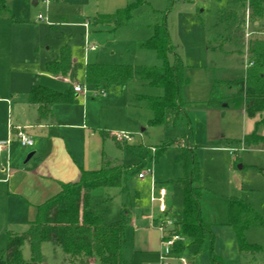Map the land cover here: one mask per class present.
Segmentation results:
<instances>
[{"label":"rangeland","instance_id":"rangeland-1","mask_svg":"<svg viewBox=\"0 0 264 264\" xmlns=\"http://www.w3.org/2000/svg\"><path fill=\"white\" fill-rule=\"evenodd\" d=\"M136 1L41 0L34 4L33 1L7 0L9 12L0 20V133L8 129L9 134L10 129V134L5 139L0 135V140L10 141V145L13 139L19 142L15 130L23 128L14 127L12 132V110L3 99L8 98L14 104L17 100L25 99L33 82L43 84L50 79L56 81L47 74L44 63L57 58L60 49L67 43L83 67L94 63L162 66L157 53L141 48V44L154 35L156 13L169 11L168 28L176 47L175 53L186 66L189 80L183 89L184 100L190 104L187 119L176 126H151L149 121L153 115L144 98L160 95L162 90L146 87L145 82L136 79L126 86L107 88V97L100 99L97 96L99 89L86 82L84 70L79 71L77 79L87 88L83 98L94 106L96 119L109 128H123V132L134 137V141L121 142L122 147H119L112 138L116 130H108L111 135L103 149L106 162L112 166L135 168L142 160L150 162L147 157L152 155V147L172 140L183 141L182 145L185 146L191 144L198 155L205 186L202 218L205 223L213 221L220 227L214 233L216 256L224 264H264V229H253L246 234L249 244L262 248V252L254 256L256 261L250 263L252 255L240 253L234 230L222 225L225 220L228 221L226 197L243 199L264 217V151H242V145L233 147L238 150L234 154L227 150H211L205 141V130L201 129L204 125L201 122L205 123L210 113L201 99L207 98L205 102L210 99L214 82L245 78L247 43L256 38L264 39V21L259 28L258 25L255 27L249 4L242 3L240 9L234 12L232 10L236 5L232 0H176L174 5L170 0H146L147 4L136 10L133 19L123 27H116L114 21L95 24L96 20H100L98 18L115 15ZM261 2L264 4V0ZM232 12L237 15V21L229 18ZM9 14L18 21L8 19ZM92 46L96 48L95 51L88 50ZM175 57L174 53L169 57L171 63H174ZM56 82L62 88L68 86ZM10 94L13 95L10 97ZM229 101L228 108L220 110L219 117L221 121L227 118L225 125L229 124L232 131H239V116L235 115L238 112L241 114L244 102L242 99ZM231 112H235L234 115ZM258 119H248L242 133L255 125ZM190 130L192 141L187 144L184 138ZM260 134H264V127L260 128ZM22 150L27 161L32 151ZM181 154L182 148L174 145L152 165L153 176L148 175L141 180L138 174L130 175L123 187L101 188L93 192V207L102 215L105 224L118 222L123 208L130 211L132 224L125 230L122 264L162 263L160 225L171 219L165 220V215L158 212V203H152V191L158 192L166 182L163 184L169 189L166 204L177 220H181L183 190L175 183L184 175ZM0 160L5 167L6 156L0 155ZM150 166H145L143 170ZM3 176L0 174V178ZM5 193L6 186L0 184V256L7 247L8 232L25 233L29 228L28 222L37 215L31 217V213L20 209L16 200L12 208L6 207L2 198L6 196ZM209 250V241L197 254L193 248H189L182 257H176L172 249L166 257V264H182L181 258L188 264H211ZM22 253L25 262L30 264L32 253L28 242L23 246ZM42 264L79 263L71 262L59 245L48 242L42 246Z\"/></svg>","mask_w":264,"mask_h":264},{"label":"trees","instance_id":"trees-1","mask_svg":"<svg viewBox=\"0 0 264 264\" xmlns=\"http://www.w3.org/2000/svg\"><path fill=\"white\" fill-rule=\"evenodd\" d=\"M30 2L32 0H24ZM41 1V0H38ZM176 0H170L174 5ZM191 2L192 0H187ZM236 3H248L251 19L258 22V28L264 21V5L260 0H234ZM146 0H137L120 9L110 17H100L104 21H114L116 27L127 25L134 17V13ZM1 16L8 12L7 0H0ZM168 13L157 12L154 22V35L141 44V48L157 53L162 66L137 65H105L89 64L86 66V82L106 90L111 86H126L137 79L145 82L150 88L162 90L157 96H147L144 99L152 112L151 126L178 125L187 119V106L183 97V89L189 80L186 66L176 54L168 28ZM10 19L16 21L12 15ZM17 22V21H16ZM256 27V25H255ZM262 27V26H261ZM176 56L174 63L169 57ZM248 62L253 65L247 67L246 76L241 80L216 82L210 99L206 102L208 108L223 110L227 108L224 91H234V99H242L248 118L259 117L253 133L246 135L243 140H221L239 145L243 144L247 150L264 149V135L260 128L264 127V39H253L248 44ZM47 73L55 77L71 75L76 78L82 69L80 64L73 61L69 44L60 49L57 59L45 64ZM102 87V88H101ZM32 105L39 106L40 117L47 120L53 116L54 107L77 102L76 93L71 88L66 92H57L43 86L33 87L29 92ZM115 139V137H113ZM184 140L187 144L192 141L190 130ZM119 147L122 143L116 140ZM177 140L163 143L155 147V163L161 155L174 145ZM150 157V158H149ZM147 159L151 162L152 155ZM181 161L184 175L175 183L183 190L184 206L181 220H176L170 235L182 238L175 243L173 254L182 257L189 248L197 254L202 246L209 241L211 264H224V261L214 252V232L211 225L202 218V196L205 188L202 185V171L198 155L193 146L182 147ZM147 164V160L135 167L124 168L106 164L97 171H82L78 182L63 186L62 191L55 197L38 206L36 218L29 223L28 230L23 234L8 232L7 247L0 256V264H28L23 259L22 249L28 242L31 247L32 259L30 264H42V246L52 242L59 245L66 256L73 263L79 264H122V247L125 240V230L131 225L130 211L125 208L121 218L112 225H107L101 214L93 207V192L101 188H120L129 176L137 175ZM228 225L233 228L241 254L252 256L262 252L258 245L249 244L246 233L250 229H264V217L243 199L233 197L228 202Z\"/></svg>","mask_w":264,"mask_h":264},{"label":"crops","instance_id":"crops-1","mask_svg":"<svg viewBox=\"0 0 264 264\" xmlns=\"http://www.w3.org/2000/svg\"><path fill=\"white\" fill-rule=\"evenodd\" d=\"M24 2L30 3L31 1L30 2L24 1ZM39 2L40 1L37 0V4ZM232 2L236 5L234 10L232 11L235 12L238 9H240L239 5H241L242 3H236L234 0H232ZM2 18L3 17L1 16V11H0V20ZM229 18L231 19V21L238 20L237 15L234 14L233 12L231 13V15H229ZM8 19H10V17H8ZM100 22L102 21L96 20L95 24H99ZM258 24H259L258 22L255 23L256 26ZM247 51H248V43H247ZM59 55H60V51H59ZM72 57L74 63L81 65V63L77 60V58L74 57L73 51H72ZM55 59L53 58L51 60L46 61L44 63V68L46 63L53 61ZM94 64H99V63H94ZM88 65L89 64H87L86 66ZM86 66L84 67L82 66L81 69L84 70L83 73L85 79H86ZM47 74L50 75L49 73ZM78 75L76 76L75 79L72 78L71 75L65 77H55L50 75L53 78V80L68 84L66 88H62L63 86L60 83H57L56 81H52L50 79V81H46L43 84L33 82V84H31L30 90L36 86H43L57 92H61V93L66 92L71 88H74V85L76 84H83L81 83V81L77 79ZM215 83L216 82H214V85ZM144 86L149 87L146 83ZM98 89L99 91L101 90L100 88ZM30 90H28V92L26 93L25 99L23 98L24 100L19 101L17 100L18 98H16L17 101H15L14 104H12L11 100H9L8 98L3 99L4 101L8 102L10 111L12 110V117L10 119L12 123L11 127L12 128L23 127L22 129H24L25 133L33 138L35 145L32 148H26L23 147L20 144V142L17 141V139H13L11 141L12 142L11 145L9 147L7 146L8 148L0 147V155L6 156L5 167L3 165V162L0 160V174L5 176L0 178V184L2 186L3 185L6 186V192H7L5 193L6 196L2 197L4 199V203L6 207L11 206L12 208L13 207L12 203L15 202L16 200L21 206L20 209L26 210L27 214L28 212L29 214L31 213L30 215L31 217H33L37 214L38 206L44 204L47 200L59 194L62 191L64 185L78 182L81 178L82 171H97L103 168L106 164H110L106 162L105 156L103 154V149L104 146L106 145V140L111 135L107 131L116 130L114 131L115 133H120L123 132L124 130H121L123 128L114 129V128H109L110 126L108 127L102 125V122L99 119H96L95 115L93 114L94 106L92 105V103H90L89 101H85L81 95L77 97V94L76 97L78 100L76 103L68 104V105H57L54 107L53 116L51 118H48L47 120H42L40 117L39 106L32 105L30 103L29 100ZM207 91H209L208 87H207ZM234 93L235 92L232 90L224 91V96L227 98L225 104L227 105V108H228L227 103H230L229 100L232 101L234 99L233 98ZM12 95L13 94H10V97ZM98 97L100 99L106 98L107 92L105 97H100V96ZM206 99L207 98L201 99L203 104L204 103L206 104L207 102V101L205 102ZM189 105L190 104L188 103L187 108L189 107ZM209 110L210 113L205 123L204 121L202 122L199 121V122L204 124L203 127L201 125L200 126L202 130H205L204 132L205 141L207 142L208 145H210V149L216 151L219 150L229 151L228 149H233L234 146L242 145L244 147L243 144L234 145L228 142L227 143L225 142V144H218V143L221 140L224 141L243 140L246 135H249L254 132L256 128V124L251 126L248 131L244 129L243 133H242V128L246 127L245 124L247 123L248 119H256L257 117L248 118L244 106L243 110L241 111V114L238 112V114L235 115L236 117L239 116L238 123L240 129L239 131H232L231 128L229 127V124L225 125L226 124L225 121H227V118L226 120L224 118L223 119L224 121L220 120L219 117L220 109L213 110L209 108ZM234 113L231 112L232 115H234ZM9 134H10V129H9ZM9 134H8V129L6 131L3 130L0 133V135L4 139L7 138ZM113 140L115 141L114 138ZM1 141L4 140H0V142ZM182 142L183 141H181L180 144L178 145L179 148L185 147V145H182ZM22 149H30L32 151L31 153H33V156L29 161H25V157L23 156L24 152H22L24 150ZM246 150L247 149L244 147V151ZM251 151H264V149H252ZM149 165L150 162H147L145 166H149ZM141 171H143V169ZM169 183L172 184V182ZM163 184L161 188H165L167 190V196H166L167 199L169 197V189ZM202 185H204L203 181H202ZM203 196H202V213L204 207ZM229 199L230 197H226L227 214H228ZM124 209L125 208H123V210ZM34 219L35 218L30 220L28 223H30ZM167 219H171L174 221L177 220L173 210L169 207L167 213L165 214V220ZM153 221L155 222V220ZM225 222L222 225L226 226V228H229L228 230H231L230 228L232 227L228 225V221L225 220ZM209 225H211L214 233L215 230L216 231L220 230L219 224H217L216 222L212 221L211 223H209ZM253 229H257V228H253ZM253 229L247 231L246 234L251 232ZM255 261H256V257L252 256L250 263Z\"/></svg>","mask_w":264,"mask_h":264},{"label":"built area","instance_id":"built-area-1","mask_svg":"<svg viewBox=\"0 0 264 264\" xmlns=\"http://www.w3.org/2000/svg\"><path fill=\"white\" fill-rule=\"evenodd\" d=\"M40 20H43L42 16H39ZM85 27L88 29V23L85 24ZM249 36V35H248ZM95 47L92 46L90 49H88L89 51H95ZM253 63L252 62H248L246 67L252 66ZM74 92L77 95H81L82 97L86 95L87 93V88L85 85L83 84H76L74 85ZM98 96L100 97H105L106 96V91L104 89H101L98 93ZM12 128V127H11ZM14 128H12L13 130ZM16 136L20 142V144L23 147L26 148H32L35 145V142L33 140L32 137H30L29 135H27L24 131V129L19 128L16 129ZM115 137L116 140H118L119 142H132L134 141V137L133 135L129 134V133H125V132H120V133H116L115 135H113ZM10 145V141H1L0 142V147H7ZM229 152L231 154L237 153L238 150H234V149H228ZM244 150V148L242 149ZM152 152V161L150 162V167H148L147 170H143L139 173L138 177L141 180H144L148 175H152L154 174V169L153 166L155 164V154H156V148L152 147L151 149ZM166 196H167V190L165 188H160V190L158 192L156 191H152V203H158L159 205V212L161 214H166L168 211V207L166 204ZM175 225V221L174 220H168L165 224L162 223L160 225V231L162 232V263L161 264H166V257L171 253L175 243L179 240H182L181 237L177 236V235H170V230H172L174 228ZM182 260V264H188V262L185 261L184 258H181Z\"/></svg>","mask_w":264,"mask_h":264},{"label":"water","instance_id":"water-1","mask_svg":"<svg viewBox=\"0 0 264 264\" xmlns=\"http://www.w3.org/2000/svg\"><path fill=\"white\" fill-rule=\"evenodd\" d=\"M33 3H34V4H37V0H34ZM32 156H33V153H31V154L28 156L27 161H29V160L32 158Z\"/></svg>","mask_w":264,"mask_h":264}]
</instances>
